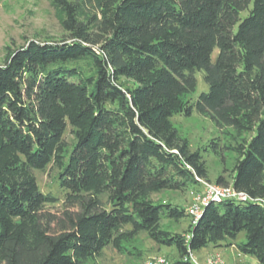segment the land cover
<instances>
[{
    "label": "trees",
    "instance_id": "16d2710c",
    "mask_svg": "<svg viewBox=\"0 0 264 264\" xmlns=\"http://www.w3.org/2000/svg\"><path fill=\"white\" fill-rule=\"evenodd\" d=\"M51 3L66 38L29 40L0 64V264H86L108 246L135 254L126 242L143 232L176 248L170 264L226 241L264 264V0ZM197 71L209 89L194 100ZM194 111L241 138L231 179L216 182L248 198L210 203L177 232L162 222L187 209L152 195L209 179L172 121ZM50 164L66 190L59 217L35 174Z\"/></svg>",
    "mask_w": 264,
    "mask_h": 264
},
{
    "label": "rangeland",
    "instance_id": "374dc122",
    "mask_svg": "<svg viewBox=\"0 0 264 264\" xmlns=\"http://www.w3.org/2000/svg\"><path fill=\"white\" fill-rule=\"evenodd\" d=\"M85 9L92 13L94 9L90 4ZM247 11L242 13L245 16ZM61 14L53 6L51 0H0V64H3L9 49L14 50L25 45L29 40L38 41H61L66 38L67 33L61 22ZM216 48L212 59L218 54ZM198 85L193 99L205 91L209 86L204 80V71H197ZM133 85L132 81H127ZM173 124L180 135L189 140L192 151L200 150L208 167V181L217 184V178L224 175L229 180L233 175V168L237 155L229 149L241 138L230 128H219L207 116L194 111L190 116L178 114L172 118ZM245 138L249 135L245 134ZM65 139L71 146L74 136L70 126L65 132ZM219 144V152H214L211 147L212 141ZM39 188L44 193L56 197V202L47 204L45 211L57 217L62 216L65 208L66 190L59 183V169L50 164L44 171H35ZM203 189L202 185L191 187L186 191H162L153 194L156 202H171L184 208H189L193 203L194 195ZM104 200L106 198L104 197ZM191 217H185L180 221L165 219L162 222L163 228L171 231L185 232L191 223ZM241 234L239 240L243 239ZM229 241L221 245L210 244L194 252L195 258L201 263H207L210 257H218L223 264H260L254 257L240 254L235 246L228 245ZM126 245L135 254H124L118 252L112 246H108L103 255L96 260H90L86 264H146L152 259H163L162 264H170L178 258L175 247L161 246L154 242L147 233L143 232Z\"/></svg>",
    "mask_w": 264,
    "mask_h": 264
},
{
    "label": "built area",
    "instance_id": "2783aa9c",
    "mask_svg": "<svg viewBox=\"0 0 264 264\" xmlns=\"http://www.w3.org/2000/svg\"><path fill=\"white\" fill-rule=\"evenodd\" d=\"M203 189L198 191L193 198L192 205L187 208L188 214L192 218V223L195 224L200 219L206 206L210 203H219L226 199H238L246 200L248 197L242 192H238L233 186H223L216 183H211L205 179H199ZM192 261L195 264H201L194 256V253L190 254ZM163 259H152L146 262V264H162ZM205 264H223L220 258L210 257Z\"/></svg>",
    "mask_w": 264,
    "mask_h": 264
}]
</instances>
